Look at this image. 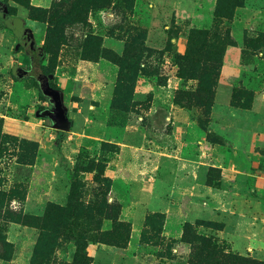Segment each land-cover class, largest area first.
<instances>
[{
    "label": "rangeland",
    "instance_id": "rangeland-1",
    "mask_svg": "<svg viewBox=\"0 0 264 264\" xmlns=\"http://www.w3.org/2000/svg\"><path fill=\"white\" fill-rule=\"evenodd\" d=\"M1 1L0 264H264V0Z\"/></svg>",
    "mask_w": 264,
    "mask_h": 264
},
{
    "label": "water",
    "instance_id": "water-1",
    "mask_svg": "<svg viewBox=\"0 0 264 264\" xmlns=\"http://www.w3.org/2000/svg\"><path fill=\"white\" fill-rule=\"evenodd\" d=\"M21 72H23L22 74L28 73V70L23 69ZM53 77V73H42L37 79L43 94L49 97L54 105L53 109L48 110L47 115L51 117L56 128L68 130L71 127L72 121L67 114V108L64 103L61 89L55 87L51 82Z\"/></svg>",
    "mask_w": 264,
    "mask_h": 264
},
{
    "label": "flooded vegetation",
    "instance_id": "flooded-vegetation-1",
    "mask_svg": "<svg viewBox=\"0 0 264 264\" xmlns=\"http://www.w3.org/2000/svg\"><path fill=\"white\" fill-rule=\"evenodd\" d=\"M8 21L10 22V24L12 25V27L14 29L17 30L18 35H19V39L23 42L24 46L26 47V49L30 52H34L35 50V45L33 43V40L31 38V33L28 30V28L23 24L22 21L15 19V18H11L9 16V13L4 14ZM45 73V72H44ZM52 82V80H51Z\"/></svg>",
    "mask_w": 264,
    "mask_h": 264
},
{
    "label": "trees",
    "instance_id": "trees-1",
    "mask_svg": "<svg viewBox=\"0 0 264 264\" xmlns=\"http://www.w3.org/2000/svg\"><path fill=\"white\" fill-rule=\"evenodd\" d=\"M7 4H8V3H7L6 1H1V0H0V6H1L3 9H6V8H7ZM15 19H18V20L21 21V19H19L18 17H15ZM11 26H12V25H11ZM28 30L30 31V33H31V38H32V40H33V42H34V37H33L32 29L28 28ZM19 46H20L21 49H24L29 55H31V56L34 55V52H31V53H30L22 43H21ZM42 69H43V71H44L45 73H48L47 70H46V68H45L44 66H42ZM48 74H49V73H48ZM36 83L38 84V86H39V88H40L39 81H38L37 78H36ZM52 84H53L55 87H57V85L54 84L53 82H52ZM40 92H41V95H42L43 97L48 98L47 96H45V95L43 94V92H42L41 89H40ZM79 252H80V255H81V258H82V261L84 262V264H88L89 256H88L87 252L85 251L84 246L81 245V244H79Z\"/></svg>",
    "mask_w": 264,
    "mask_h": 264
}]
</instances>
